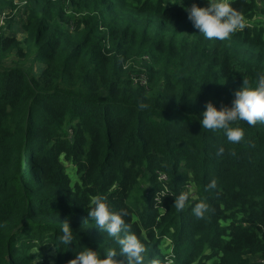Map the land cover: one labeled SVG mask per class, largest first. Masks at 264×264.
Listing matches in <instances>:
<instances>
[{"label":"trees","instance_id":"obj_1","mask_svg":"<svg viewBox=\"0 0 264 264\" xmlns=\"http://www.w3.org/2000/svg\"><path fill=\"white\" fill-rule=\"evenodd\" d=\"M232 6L245 27L221 41L163 0H0V264H32V246L55 264L118 251L87 215L96 195L127 211L143 264H264V122L231 125L235 144L199 123L206 101L230 105L264 73V0Z\"/></svg>","mask_w":264,"mask_h":264},{"label":"clouds","instance_id":"obj_2","mask_svg":"<svg viewBox=\"0 0 264 264\" xmlns=\"http://www.w3.org/2000/svg\"><path fill=\"white\" fill-rule=\"evenodd\" d=\"M165 3L181 5L192 26L209 40H226L231 34L245 27L242 15L232 6V0H204V4L200 6L195 2L190 6L184 5L183 0H163V6ZM138 107L144 109L147 105L141 102ZM238 121L249 125L258 121L264 122V73L257 74L254 85L243 79L240 87L234 90L230 105L221 104L217 107L211 100L206 101L199 117L201 126L210 130H223L227 140L233 144L240 142L244 136L242 128L231 126ZM223 151V147L217 148V154ZM215 186L216 181L213 179L206 187L212 189ZM187 200L186 192L176 195L173 202L175 209L182 211ZM207 211L208 205L203 201L196 203L192 208L198 219L204 217ZM87 215L95 221L94 225L99 231L114 238L119 250L108 248L101 254L95 248L85 246L75 252L67 264H124V261L114 258L118 253L125 257L127 264H143L145 246L132 231V226L126 222L125 209L112 210L105 196L96 195L87 208ZM73 240V229L65 221L61 224L58 242L65 246L64 249H68ZM40 259L37 254L32 264H38Z\"/></svg>","mask_w":264,"mask_h":264},{"label":"rangeland","instance_id":"obj_3","mask_svg":"<svg viewBox=\"0 0 264 264\" xmlns=\"http://www.w3.org/2000/svg\"><path fill=\"white\" fill-rule=\"evenodd\" d=\"M6 15V13H3L1 14L0 13V26L4 23V16ZM17 36H21V30H18L17 31ZM40 67V65L38 64H35L33 66V69L34 71L36 72L37 69ZM65 168H66V171L67 173L69 174L72 182L76 179V173H75V168H74V165L71 164L70 162H65ZM164 179V178H163ZM169 242L167 239L163 241V247L168 251V247H169ZM38 251V248H36L35 246H32L30 248V252L34 254V257H36L37 253L36 252ZM54 249H52L51 251H47L45 253V261H41L40 263L38 264H55V252H53ZM41 260V259H40Z\"/></svg>","mask_w":264,"mask_h":264},{"label":"built area","instance_id":"obj_4","mask_svg":"<svg viewBox=\"0 0 264 264\" xmlns=\"http://www.w3.org/2000/svg\"><path fill=\"white\" fill-rule=\"evenodd\" d=\"M159 177H161V178H165V176H164L163 174H161Z\"/></svg>","mask_w":264,"mask_h":264}]
</instances>
